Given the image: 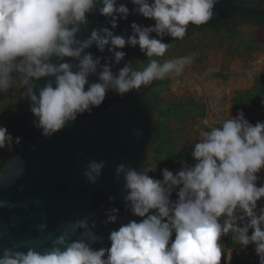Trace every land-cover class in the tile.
Returning a JSON list of instances; mask_svg holds the SVG:
<instances>
[{
  "label": "clouds",
  "instance_id": "9594fccd",
  "mask_svg": "<svg viewBox=\"0 0 264 264\" xmlns=\"http://www.w3.org/2000/svg\"><path fill=\"white\" fill-rule=\"evenodd\" d=\"M217 2L131 0L136 6L133 11L153 20L154 26L132 23V35L127 39L113 35L108 28L93 30L89 39L80 42L76 34L96 4L102 5L101 15L111 18L113 29L118 17L127 19V6H117V0H0V93L18 78L26 87L35 125L44 136H50L78 115L100 106L109 90L123 96L153 81L180 76L197 53L160 63L153 57H163L170 44L150 34L182 40L189 24L205 25L213 18ZM93 43L100 51L110 44L108 50L114 52L117 64L126 54L115 50L126 45L138 46L153 59L142 70L125 63L117 75L105 65L99 82L89 83L100 61L82 53ZM64 58L78 60L76 70L71 63L59 62ZM49 77H54V83L46 79ZM42 79L45 83L37 89ZM199 135L191 153L194 164L182 166L175 175L164 169L163 179H155L149 175L155 165L141 171L124 164L117 167V176L124 174V199L140 219L111 231L110 247H93L99 238L88 230L84 219L66 226L55 239L46 237L51 239L49 247L37 250L21 243L5 248L0 264H220L218 241L229 233L244 248L255 245L259 264H264V209L259 215L256 212L257 201L264 198V185L256 184V174L264 168V122L253 126L241 111ZM12 143L11 134L0 126V150ZM15 143H19L18 137ZM103 167V161H90L83 175L95 183ZM177 187L173 201L171 195ZM116 212L111 209L105 223L115 222ZM80 229L84 231L72 239Z\"/></svg>",
  "mask_w": 264,
  "mask_h": 264
},
{
  "label": "water",
  "instance_id": "95a60500",
  "mask_svg": "<svg viewBox=\"0 0 264 264\" xmlns=\"http://www.w3.org/2000/svg\"><path fill=\"white\" fill-rule=\"evenodd\" d=\"M121 4L127 6L129 15L127 19L118 17L115 29L111 27V18L100 14L102 5L98 3L75 38L83 42L93 30L99 32L108 28L113 35L127 39L132 35V23L141 27L154 26L153 20L133 11L136 6L131 0H117V6ZM213 13V18L205 25L189 24L188 30L193 31L188 34H200L197 31L200 29L216 31L240 16L253 20L264 18V0H218ZM150 36L157 38L156 33ZM109 47L110 44L100 51L93 43L82 53V56L91 54L93 59L100 61L96 74L89 76V83L99 82V73L105 65L117 75L125 63L134 69L136 59L145 57L138 46L126 45L115 50L126 54L117 64ZM52 62L58 63L55 58ZM59 62L71 63L73 70L79 63L71 58ZM46 79L54 83V77ZM44 83L45 79L37 82V89ZM25 99L22 108L0 115V126L13 137L10 151L0 163V254L5 248L21 243L37 250L49 247L51 239L60 235L66 226L84 219L88 230L99 238L93 247H110L109 233L134 217L130 204L124 199L127 195L124 174L117 176L116 169L120 164L138 171L147 167L158 136L152 106L136 90L123 96L109 90L100 106L78 115L60 131L44 136L34 123L31 102L26 96ZM137 132L141 134L137 136ZM17 137L18 144L15 143ZM93 160L103 161L104 167L96 182L90 183L83 173ZM113 208L117 209L116 221L105 223L106 214ZM41 225L45 226L43 230ZM82 231L84 229L78 230L72 239L78 238ZM18 250L26 251V248Z\"/></svg>",
  "mask_w": 264,
  "mask_h": 264
},
{
  "label": "rangeland",
  "instance_id": "374dc122",
  "mask_svg": "<svg viewBox=\"0 0 264 264\" xmlns=\"http://www.w3.org/2000/svg\"><path fill=\"white\" fill-rule=\"evenodd\" d=\"M237 32L238 36L232 38H226L223 31L215 30H206L200 34L191 33L178 46H175L172 38L167 35L158 38L163 43L170 44L163 56L165 60L197 53L192 64L186 66L180 76L166 77L167 84L163 89L165 103L195 100L203 106L205 111L203 119L194 120L191 114H187L183 117V124L173 123L169 126L172 136L176 138L175 149L182 148L189 151L191 146L199 141L201 130L220 127L226 119L235 118L239 110L231 106L234 94L251 88L254 79L264 73V30L251 25H241ZM249 37L253 38L256 46V49L250 53L240 43V40L245 41ZM252 73L253 76L250 79L249 74ZM211 82L216 83V88L210 89L206 86ZM231 83L238 86H231ZM147 87L142 86L139 89L141 94H146ZM25 91L26 87L18 79L12 82L6 92L0 93V115L10 106L25 104ZM262 116V122H264V111ZM9 150L7 146L0 150V163ZM168 167L175 175L182 166L169 164ZM256 175L257 181L264 185V168ZM260 210L261 203L257 201L258 215ZM218 243L222 249L220 264L223 257L228 264L232 251L225 241L220 239ZM242 248L248 256L258 257L255 246Z\"/></svg>",
  "mask_w": 264,
  "mask_h": 264
},
{
  "label": "trees",
  "instance_id": "16d2710c",
  "mask_svg": "<svg viewBox=\"0 0 264 264\" xmlns=\"http://www.w3.org/2000/svg\"><path fill=\"white\" fill-rule=\"evenodd\" d=\"M238 18H240L243 22H251V19L248 16H240ZM255 20L256 25L264 30V18H259ZM242 21H239L236 18L233 19L231 22L221 26L220 28H225L224 37H234L235 34L233 33V30L236 28L239 22ZM206 30L207 29H200V32ZM158 38L159 37L157 36V39ZM186 38L187 35H185L182 40H173L172 38V42L175 46H178L182 41L186 40ZM246 46L249 50L255 49L256 46L252 37L248 38ZM153 58L158 59L160 63H163V61L165 60L164 57ZM153 58H149L147 56L137 58L134 70H142L144 67L147 66L150 59ZM16 80H18V78L14 79V81ZM166 84L167 78L163 80L153 81L152 84L148 85L147 92L145 95L141 94V91L139 89L136 90L152 106L155 113V118L158 127V136L154 144L152 145L151 153L147 161V167H152L155 165L156 170L154 172H150L149 175L159 180L163 179L162 171L164 169H167L172 172L171 168L168 167L169 164L177 166H191L194 164V160L191 153L194 148V145L197 142L191 146L189 151L182 148L175 149L174 143L176 141V138L172 136V132L170 131L169 126L173 123L183 124V117L187 114H191L194 120L197 118L203 119L205 116L203 106L200 103L195 102L194 100H182L178 102H172L170 104L165 103L163 99V89L165 88ZM23 106L24 104H18V107L15 108L14 106H10L5 110V112L14 109H20ZM231 106L234 109H238L239 112L242 111L244 113L245 119L253 126L257 122H262V111H264V75H260L255 79L254 85L251 89L244 92L240 91L235 93L233 98L231 99ZM8 153L9 152H7L6 156L8 155ZM256 184L257 186H259L262 183L256 181ZM178 191L179 187L173 190L171 195V199L173 201L177 199L176 193ZM258 201L261 203V209H264V198H261ZM134 219L139 220L140 218L134 216L132 220ZM249 235H251V229L249 230ZM220 239L222 241H225L227 243L228 248L232 251V257L228 264H259V258L254 255L248 256L242 246L237 245L236 241L232 238L231 233L222 236ZM251 246L255 245L250 244L246 248ZM222 264H226L224 257L222 258Z\"/></svg>",
  "mask_w": 264,
  "mask_h": 264
},
{
  "label": "flooded vegetation",
  "instance_id": "af4514ba",
  "mask_svg": "<svg viewBox=\"0 0 264 264\" xmlns=\"http://www.w3.org/2000/svg\"><path fill=\"white\" fill-rule=\"evenodd\" d=\"M237 19H238L239 21H242L240 18H237ZM250 19H251V18H250ZM241 25H251V26H253L254 28H258V29H259V27L256 25V20L251 19V22H249V23H248V22H243V21H242V22H239V24H238V25L236 26V28L233 30V33L235 34L234 37L238 36V35H237V34H238L237 29H238ZM190 31H193V30H188L187 33H186V35H187ZM197 31H200V30H197ZM216 31H223V32H224V35H225V28H224V27H222V28L219 27L218 29H216ZM246 40H248V39H246ZM246 40H245V41H244V40H243V41L240 40V43H241L242 46L245 47V50H246L248 53H250L252 50H255L256 47H255V49L249 50V49L247 48V46H246V42H247ZM241 45H240V46H241ZM260 75H264V73H263V74H259V76H260ZM257 77H258V76H257ZM257 77H256V78H257ZM256 78H255V79H256ZM255 79H254V81H255ZM253 85H254V82H253ZM252 87H253V86H252ZM252 87H251V88H252ZM251 88H249V89H251ZM249 89H247V90H249ZM247 90H245V91H247ZM242 92H244V91H242ZM194 101H195V100H194ZM195 102H196V101H195ZM15 107H18V105H15L14 108H15Z\"/></svg>",
  "mask_w": 264,
  "mask_h": 264
},
{
  "label": "bare ground",
  "instance_id": "6f19581e",
  "mask_svg": "<svg viewBox=\"0 0 264 264\" xmlns=\"http://www.w3.org/2000/svg\"><path fill=\"white\" fill-rule=\"evenodd\" d=\"M197 70H198V68H197ZM200 70V69H199ZM249 76H250V79L252 78V76H253V73L252 74H249ZM213 81V80H212ZM220 84V83H219ZM231 86H238V85H235V84H230ZM206 86H208V88L210 87V89H214V88H216V83H214V82H211V83H209L208 85H206ZM240 86V85H239Z\"/></svg>",
  "mask_w": 264,
  "mask_h": 264
}]
</instances>
